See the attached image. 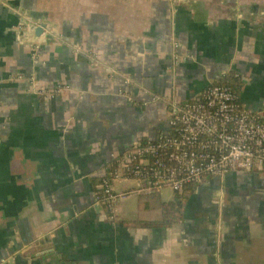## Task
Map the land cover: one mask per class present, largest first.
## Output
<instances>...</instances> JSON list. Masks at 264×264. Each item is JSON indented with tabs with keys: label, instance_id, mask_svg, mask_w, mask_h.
Here are the masks:
<instances>
[{
	"label": "crops",
	"instance_id": "obj_1",
	"mask_svg": "<svg viewBox=\"0 0 264 264\" xmlns=\"http://www.w3.org/2000/svg\"><path fill=\"white\" fill-rule=\"evenodd\" d=\"M25 13L55 35L31 42ZM229 73L264 114V0H0V263L264 264V168L188 185L166 227L124 221L159 220L169 187L112 220L95 203L114 158Z\"/></svg>",
	"mask_w": 264,
	"mask_h": 264
},
{
	"label": "built area",
	"instance_id": "obj_2",
	"mask_svg": "<svg viewBox=\"0 0 264 264\" xmlns=\"http://www.w3.org/2000/svg\"><path fill=\"white\" fill-rule=\"evenodd\" d=\"M61 90L57 86L38 93L55 97ZM263 168L264 114L243 107L229 86L212 82L173 107L167 126L154 138L137 141L107 165L95 203L112 220L116 201L129 193L150 195L162 187L182 192L210 177ZM120 178L134 179L137 187L116 192L112 182Z\"/></svg>",
	"mask_w": 264,
	"mask_h": 264
},
{
	"label": "trees",
	"instance_id": "obj_3",
	"mask_svg": "<svg viewBox=\"0 0 264 264\" xmlns=\"http://www.w3.org/2000/svg\"><path fill=\"white\" fill-rule=\"evenodd\" d=\"M219 83L229 86L235 92L238 90L240 85L238 77L234 76L233 73H229L223 78H221ZM98 184L100 185V181L97 182V185L95 186V193L99 192ZM175 195H176V199L174 201L162 202L160 204L162 216L159 220H152V221L136 220V221H124V222L126 224L131 223L133 225H139L147 228L159 227V226L166 227L172 225L174 222L180 219V206L183 200L181 193L178 192Z\"/></svg>",
	"mask_w": 264,
	"mask_h": 264
},
{
	"label": "water",
	"instance_id": "obj_4",
	"mask_svg": "<svg viewBox=\"0 0 264 264\" xmlns=\"http://www.w3.org/2000/svg\"><path fill=\"white\" fill-rule=\"evenodd\" d=\"M21 15L23 19L17 21V23L12 26L20 27L23 31V34L26 35L31 42L36 41L43 36L52 37L55 35L54 31H51L49 35H45V29L47 28V25L46 22L43 21V18L30 16L29 13Z\"/></svg>",
	"mask_w": 264,
	"mask_h": 264
},
{
	"label": "rangeland",
	"instance_id": "obj_5",
	"mask_svg": "<svg viewBox=\"0 0 264 264\" xmlns=\"http://www.w3.org/2000/svg\"><path fill=\"white\" fill-rule=\"evenodd\" d=\"M170 194L171 192L169 190H164L162 191L161 196H163V198H167Z\"/></svg>",
	"mask_w": 264,
	"mask_h": 264
}]
</instances>
